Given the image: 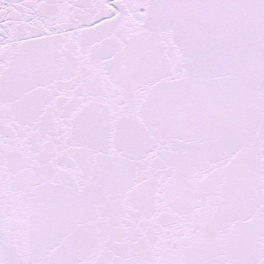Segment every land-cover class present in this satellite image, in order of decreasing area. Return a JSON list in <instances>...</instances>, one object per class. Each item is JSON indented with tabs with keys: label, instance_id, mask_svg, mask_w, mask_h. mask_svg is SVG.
Masks as SVG:
<instances>
[{
	"label": "snow or ice",
	"instance_id": "6c2138e0",
	"mask_svg": "<svg viewBox=\"0 0 264 264\" xmlns=\"http://www.w3.org/2000/svg\"><path fill=\"white\" fill-rule=\"evenodd\" d=\"M0 264H264V0H0Z\"/></svg>",
	"mask_w": 264,
	"mask_h": 264
}]
</instances>
